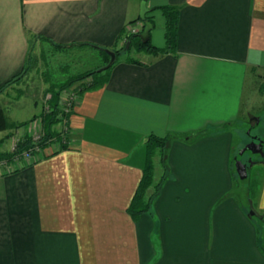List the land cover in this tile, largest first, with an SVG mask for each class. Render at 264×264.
Masks as SVG:
<instances>
[{
  "label": "crops",
  "instance_id": "crops-1",
  "mask_svg": "<svg viewBox=\"0 0 264 264\" xmlns=\"http://www.w3.org/2000/svg\"><path fill=\"white\" fill-rule=\"evenodd\" d=\"M162 7L179 10L176 50L122 54L76 101L67 149L0 175V264H264L250 208L228 195L247 80L264 72V0H0V87L32 40L121 50L145 9L149 40L166 49ZM150 134L170 138L169 177L134 218Z\"/></svg>",
  "mask_w": 264,
  "mask_h": 264
},
{
  "label": "rangeland",
  "instance_id": "rangeland-1",
  "mask_svg": "<svg viewBox=\"0 0 264 264\" xmlns=\"http://www.w3.org/2000/svg\"><path fill=\"white\" fill-rule=\"evenodd\" d=\"M143 28L144 25L142 27L138 25L139 32L137 34H140ZM29 55L31 56V71L20 83L7 89L8 91L6 90L3 95L0 94V108H2L9 122L12 124L22 123L13 122L15 120H25L24 122H28V126H13L4 131V137L0 139V142L3 140V143H0V153L4 154V159H1L5 161V164L0 169V175L11 173L13 170L20 168L23 163L26 165L31 160L35 162L44 157L45 149H41L40 151L34 150L36 152L30 150L29 152H32L31 155L27 154L20 157H13L12 153L18 141L28 134L34 140V143L39 145V140L42 136L40 115L45 109H48L47 107L51 98L48 89L51 84L64 83L72 76L88 71L103 70L107 66L109 59H112V56H109V58L105 53L90 48L56 49L35 39L32 40ZM130 58L134 59L137 56L131 55ZM90 84L91 80L80 81L62 92L61 103L64 104L66 111H68H65L66 113L74 110L76 101L80 98L78 94L81 88ZM244 97L245 101L250 102L251 107L249 110H246V105L244 106L245 119L238 123L237 131L240 133V140H236L234 154L239 156V160L243 163L249 165L248 177L244 180L239 177L234 158V162L232 163V172L234 174L233 189L228 195L236 197L249 210L252 206H256V201L262 188L264 158L248 151L240 155V152L251 142L253 137L259 136L264 141V72L261 71L254 76H250L247 80ZM34 103L39 106L36 111H41L37 115L29 112L30 107H34L31 106ZM2 105L6 108L8 107L11 113L9 116H7ZM248 112L251 115H248ZM55 130L64 134L67 129L65 128V124H58L55 126ZM62 136L64 140L66 134ZM55 145H59V142ZM159 167L158 162L156 183L159 182V178L163 174V170ZM154 194L155 191L153 190L150 196ZM249 197L250 200L248 199ZM251 220L256 227L257 233L262 228L263 235L259 233L258 237L259 239L261 237L260 246H262L261 250H263L264 223H262L258 216L251 217Z\"/></svg>",
  "mask_w": 264,
  "mask_h": 264
},
{
  "label": "trees",
  "instance_id": "trees-1",
  "mask_svg": "<svg viewBox=\"0 0 264 264\" xmlns=\"http://www.w3.org/2000/svg\"><path fill=\"white\" fill-rule=\"evenodd\" d=\"M164 14L167 24H166V39H167V47L166 49H159L155 47L150 40L143 41L139 37L140 35H133L128 37L127 43H130L129 48H122L121 50H114L116 54V61L109 66L105 70H96V71H88L86 73H82L79 75H74L64 83H54L51 84L48 89V93H50L51 98L49 100L48 109H45L43 113L40 115V120L42 122V136L40 138L39 145L34 143V140L28 135L24 138L20 139L15 146V150L12 153L13 157L23 156L25 153H29L30 150L34 151L37 148L45 149L51 145L57 144L59 142V149H67L68 148V135H69V119L72 115L73 111L70 113L65 112V106L61 102L62 92L68 88H70L73 84L80 82L91 80V84L88 86H84L81 88L79 97L82 96L83 93L89 90L99 89L105 85L108 79L109 71L113 68V66L117 63L118 59L122 54H130L131 51L135 52H143L146 54H150L153 56L164 55L170 52H174L177 46V31H178V18H179V10L175 7H162L159 8ZM149 20V18L147 19ZM152 22L151 20H149ZM145 27V26H144ZM45 40V39H44ZM53 45V44H52ZM57 48H64L61 46H55ZM133 49V50H132ZM105 53L108 57L109 55L106 53L104 49L100 50ZM122 51V52H121ZM110 58V57H109ZM108 61V64L110 63ZM107 64V65H108ZM31 71V56H28L27 66L24 70L6 82L2 87H0V94H3L7 89L12 87L15 84L20 83L26 75ZM58 124H65V128L67 129L64 134H66L65 139H62V133L57 132L55 130V126ZM13 126H28V122H22L18 124H12L7 119L5 113L2 108H0V132H4ZM211 133L208 131L207 134ZM205 135V134H204ZM5 141V139H4ZM3 143V140L0 142ZM170 143L169 137H159L155 134H150L145 139V147L147 152L146 165L143 169L142 178L139 184V187L136 191V194L130 204L129 212L134 218H139L141 215L151 211L152 202L154 196L158 195L161 191L163 183L167 180L168 175V166L166 163L167 157V148ZM161 153V170H163L162 177H160L159 182L156 183V155ZM4 154L0 153V159H4ZM239 159V156H235ZM150 190H154L155 194L150 196L148 192ZM255 209V207H254ZM262 223H264V213L259 217ZM260 235H263L262 228L259 231ZM261 242V237H260ZM262 247V246H260ZM262 249V248H261ZM264 253V248H263Z\"/></svg>",
  "mask_w": 264,
  "mask_h": 264
},
{
  "label": "water",
  "instance_id": "water-1",
  "mask_svg": "<svg viewBox=\"0 0 264 264\" xmlns=\"http://www.w3.org/2000/svg\"><path fill=\"white\" fill-rule=\"evenodd\" d=\"M146 13H147V10L145 9L141 16L142 20L145 21V31H144V34L141 35V38L144 41L149 40V34L153 28L152 24L146 20V16H145ZM129 46H130V43H127V48H129ZM105 51L109 56H112V59L110 63L103 70L107 69L109 66H111L116 61V54L114 51H111V50H105ZM258 141H259V137H253L251 142L240 152V155H243L245 152L250 151L251 153L260 155L264 158V150L262 149L261 145L258 144ZM248 167L249 165L243 163L238 158L236 159L237 173L242 180L248 177ZM249 216L250 217H253V216L261 217V215L254 209L253 206L250 208Z\"/></svg>",
  "mask_w": 264,
  "mask_h": 264
},
{
  "label": "built area",
  "instance_id": "built-area-1",
  "mask_svg": "<svg viewBox=\"0 0 264 264\" xmlns=\"http://www.w3.org/2000/svg\"><path fill=\"white\" fill-rule=\"evenodd\" d=\"M138 25L139 24H132V25H130L128 27V32H127L128 33L127 34L128 37L133 36V35H137V33L139 32ZM65 111H66V109H65ZM66 112H68V111H66ZM37 150L40 151L41 149L37 148L36 151ZM36 151H34V152H36ZM27 154L31 155L32 152L25 153L24 155H27ZM4 164H5V161H3L2 159H0V169H1V167L3 168Z\"/></svg>",
  "mask_w": 264,
  "mask_h": 264
},
{
  "label": "flooded vegetation",
  "instance_id": "flooded-vegetation-1",
  "mask_svg": "<svg viewBox=\"0 0 264 264\" xmlns=\"http://www.w3.org/2000/svg\"><path fill=\"white\" fill-rule=\"evenodd\" d=\"M259 137V136H258ZM258 144L261 145L262 149L264 150V141L261 139V137H259V141H258ZM250 152V151H248Z\"/></svg>",
  "mask_w": 264,
  "mask_h": 264
}]
</instances>
